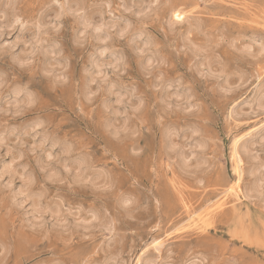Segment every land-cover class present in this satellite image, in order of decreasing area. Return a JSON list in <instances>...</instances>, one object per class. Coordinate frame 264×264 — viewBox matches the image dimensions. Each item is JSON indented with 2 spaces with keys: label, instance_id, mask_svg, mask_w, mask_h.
Segmentation results:
<instances>
[{
  "label": "rangeland",
  "instance_id": "374dc122",
  "mask_svg": "<svg viewBox=\"0 0 264 264\" xmlns=\"http://www.w3.org/2000/svg\"><path fill=\"white\" fill-rule=\"evenodd\" d=\"M0 28V169L18 172L0 176V264H264V198L246 191L264 166V0H0ZM35 36L57 46L53 70ZM25 42L29 61L16 57ZM103 44L117 67L99 61ZM193 139L205 163L184 168ZM246 141L251 154L233 160ZM21 174L59 216L22 201Z\"/></svg>",
  "mask_w": 264,
  "mask_h": 264
},
{
  "label": "bare ground",
  "instance_id": "6f19581e",
  "mask_svg": "<svg viewBox=\"0 0 264 264\" xmlns=\"http://www.w3.org/2000/svg\"><path fill=\"white\" fill-rule=\"evenodd\" d=\"M156 2V1H155ZM155 2H153V4H155ZM149 5V4H148ZM108 8V7H107ZM145 8H146V6H145ZM79 9V8H78ZM60 10V9H59ZM147 10V9H146ZM79 12V11H78ZM83 13V12H82ZM144 13V12H143ZM140 14H141V12H140ZM84 16V15H83ZM15 18V17H14ZM82 18V21H81V24H82V27L81 28H83V29H81L80 31H87L90 27H91V25H92V21L90 22V20H91V18H87V17H81ZM126 21V20H125ZM13 22H15V21H13ZM38 25V24H37ZM107 25V24H106ZM101 26V25H100ZM99 25H94V27H93V32H94V36H95V38H97V41H99V43L101 42V41H104V43H106V39L108 38V34L109 33H107V32H104L103 31V29H102V27H100ZM11 27V26H10ZM106 27V26H105ZM112 28V27H111ZM114 28V27H113ZM1 29V28H0ZM97 29H99V31L97 30ZM106 30V29H105ZM126 30V29H125ZM124 30V31H125ZM121 32V31H120ZM120 34H122V33H120ZM4 35V32L3 31H1L0 32V36H3ZM79 35H81V34H79ZM133 38V37H132ZM22 39V38H21ZM24 39V38H23ZM99 39V40H98ZM33 40V39H32ZM101 40V41H100ZM6 42V41H5ZM24 42V41H23ZM22 42V43H23ZM45 42V40L43 39V38H41V37H36L35 36V41H33V43H37V46L38 47H40L41 49H43V53H44V55H45V61H46V67L45 68H47L48 70H51V68H52V70H53V67H54V65H53V63H54V61L55 60H57V59H55L54 57L56 56V54L59 52L58 51V49H57V46L55 45V43H52V44H48V45H45L44 46V43ZM147 42V41H146ZM21 44V40H20V36L18 37H16L15 38V40L14 41H12V42H10L9 43V45H10V47H11V49H13V48H15V47H17V45L18 44ZM29 43V42H28ZM27 42H25V49H24V51L23 52H25L26 53V56L25 55H23V52H21L22 54H18V55H16V57H17V59L18 60H27V61H29L28 60V55H29V53L28 52H31V50H33L34 48H33V46H30V48H28L27 47V44H28ZM101 43H103V42H101ZM109 43V42H108ZM24 44V43H23ZM146 44V43H145ZM144 44V45H145ZM150 44H151V42H150ZM31 45H32V43H31ZM147 45V44H146ZM37 47V48H38ZM146 47V46H145ZM144 47V48H145ZM147 48H148V46H147ZM99 49H100V53L98 54V55H100V57H99V61L100 60H111V61H109L108 63H106L105 62V64H109V65H112V66H116L117 67V63H118V61L119 60H122V55L121 54H117V53H115L114 51H112V49H111V46H110V44L109 45H105V44H103V45H99ZM146 49V48H145ZM140 50V49H139ZM142 50V49H141ZM203 50V49H202ZM98 51V50H97ZM250 52V51H249ZM31 53H33V52H31ZM30 53V54H31ZM154 53V52H153ZM59 54V53H58ZM109 54V55H108ZM261 54V53H260ZM53 55H54V57H53ZM149 59H146V63L149 61V64H150V60H152V59H154L152 56V58H150L149 56H147ZM60 59V58H59ZM98 60V59H97ZM113 60V61H112ZM148 60V61H147ZM60 61V60H59ZM62 61V60H61ZM58 62V61H57ZM208 63V62H207ZM95 66H97L96 68V71L94 72V73H97V76H99V75H102L103 73H104V67L105 66H103V64H99V62L97 61V62H95ZM119 64V63H118ZM149 64H147L148 66H149ZM58 65V64H57ZM95 66L93 67L92 66V68H95ZM103 67V68H102ZM116 67H115V69H116ZM59 70V69H58ZM51 72V71H50ZM49 72V73H50ZM54 72V71H53ZM58 72V71H57ZM202 72V71H201ZM92 73V72H91ZM106 73V72H105ZM104 73V74H105ZM61 74H62V72H61ZM103 74V76H106V75H104ZM218 75V74H217ZM56 77H58L57 75H55ZM102 76V77H103ZM60 77V76H59ZM88 77H90V76H88ZM102 77H101V79H102ZM62 78V77H61ZM95 77H91V79L93 80ZM91 81V80H90ZM112 85V84H111ZM109 87H111V86H109ZM114 87L115 86H112V88H111V90H110V92H112V90L114 89ZM115 89H117V88H115ZM120 89V88H119ZM118 90V89H117ZM21 89L20 88H16L15 90H14V93H15V97H14V101H13V103H16L17 105L19 104V101H20V98H19V95L21 96ZM263 92V91H262ZM25 93V92H24ZM113 93V92H112ZM114 93H116V92H114ZM27 94V93H26ZM115 95V94H114ZM178 95V94H177ZM124 93L121 91V89H120V91L119 92H117L116 93V102L119 104V105H121L122 103H124V101H125V98H124ZM179 96H182V98L183 97H185V98H187V97H189V94H179ZM178 96V97H179ZM258 96H260V94H258ZM262 96V97H261ZM259 98L257 97V99H256V103H257V105L261 108L260 110H262V111H264V95H263V93H262V95H261ZM178 97H176V98H178ZM19 99V100H18ZM188 99V98H187ZM187 99H186V101H187ZM190 99V98H189ZM188 99V100H189ZM26 100H29V102L31 101V96L29 95V93H28V96H27V98L25 99V102H26ZM114 100V99H113ZM168 102V101H167ZM108 103V102H107ZM111 103V101L109 102V104ZM15 104V105H16ZM188 108L189 107H191L192 105L190 104V102L188 101ZM13 105V104H12ZM108 105V104H107ZM113 105V104H112ZM170 106V105H169ZM15 107V106H14ZM109 107H111V105H109ZM138 107V106H137ZM113 108V107H112ZM190 109V108H189ZM113 111H114V109H113ZM116 112H119L120 113V108H117V110H115ZM119 113H117V114H119ZM116 114V113H115ZM116 116V115H115ZM124 116V115H123ZM39 123H40V121H36L35 122V124H36V126L37 125H39ZM109 127L111 128V130H113V132L114 133H118L120 130L116 127V125H114L112 122L111 123H109ZM124 129H126V128H124ZM121 132V131H120ZM196 133V132H195ZM263 134V133H262ZM47 137V136H46ZM46 139H48V138H44L43 137V140L41 139V141L42 142H40V146H42L45 142L44 141H46ZM3 138L1 137V139H0V143L1 142H3ZM236 140V139H235ZM193 142H191L189 145H190V148H189V151H188V153L187 152H185L184 150H181V151H179L178 152V157H179V159H180V162L182 163V166L184 167V168H188L191 164H190V162H191V158L193 159H195V161H196V165L195 166H198V165H201L202 166V164H204L205 163V160H204V158L200 155V150L205 146V141L203 140V139H198V140H196L195 142H194V139L192 140ZM250 141V140H249ZM249 141H246V142H244V143H240L239 145L237 144V145H233L232 146V158H233V160H237L238 159V157H239V154L241 153V154H247V153H250L251 154V152H250V148H249ZM259 141H261V140H259ZM264 141V140H263ZM251 143H253V141L251 140L250 141ZM59 143V141H57V140H53L52 139V141H51V147L53 146H55V145H57ZM170 143V146H171V149L172 150H174V151H176V148H175V145L170 141L169 142ZM252 145V144H251ZM258 145V144H257ZM62 146V145H61ZM61 148V147H60ZM71 150H72V148H71V146L70 145H68V144H66V143H64V145L62 146V151H63V153H70L71 152ZM65 153V154H66ZM52 156V151L50 152V153H48V154H46V158H50ZM69 156V155H68ZM258 160V159H257ZM13 162V161H12ZM12 162L11 163H8V164H5V165H3V166H1L2 168L0 169V176H4V175H8V177H10V181H8L10 184H12L13 182H14V178L17 176V174H18V172L14 169L15 167H13L14 165H12ZM70 164H71V166H72V168H74V170L76 171L75 172V175H74V177H75V179L77 180V181H81V180H84L85 179V177H87V176H85V174H86V171H87V169L89 168L90 169V164H89V162L87 161V159L85 158V157H79V158H77V159H75V160H73V161H71L70 162ZM70 164H67V163H65V165H64V167H69L70 166ZM63 166V165H62ZM261 166V165H260ZM56 167V166H55ZM63 167V168H64ZM199 167V166H198ZM235 167V166H234ZM257 167V166H256ZM264 166H262V168H263ZM259 168V167H258ZM253 169L252 170V172H253V174L255 175V178H256V180H255V183L249 188V190H246V191H248V193L249 194H256V195H259V196H261V197H263L264 198V173H263V171H262V173H259V170L260 169H262V168H260V169ZM88 169V170H89ZM89 171H91V170H89ZM88 172V171H87ZM89 173V172H88ZM90 175V174H89ZM88 175V176H89ZM61 176V174H60V172H58L57 170H54V168L53 169H50V173H49V177L50 178H58V177H60ZM98 176V175H97ZM96 176V177H97ZM20 177L23 179L24 178V176H23V174H21L20 175ZM27 176H25V179H23L24 181H23V183H22V185L20 186V188L17 190V195H21V197H23L22 198V201H29L30 200V202L32 203V206H33V210L36 212V214L37 215H39V217L40 218H42V216H40V215H42V214H44V213H47L48 211H50L52 214H54V215H56V216H59V214H60V209H58V208H54V209H52V208H50L48 205H43V201H42V196L40 195V194H38V193H34L33 191H32V189H31V184H32V181H33V177H32V175L30 174V175H28V178H26ZM99 177V176H98ZM251 177H252V175H251ZM89 178V177H88ZM100 178V177H99ZM99 178H97V179H99ZM96 179H94V181H95ZM101 182V181H100ZM128 199L129 198H126V200L125 201H128ZM229 200V199H228ZM263 201H264V199H263ZM222 202V201H221ZM22 204H23V202H22ZM220 205H222V203H220ZM225 205V204H224ZM227 205V204H226ZM220 207V206H219ZM223 208V207H222ZM225 208V207H224ZM230 208V207H229ZM225 214V213H224ZM36 215V216H37ZM36 216H34L33 215V217H35V218H37ZM93 216V215H92ZM98 217V216H97ZM200 217V219H201V221H203V223H205V219H204V217L205 216H199ZM39 219V218H38ZM81 219V218H80ZM92 219V218H91ZM91 219H90V221H91ZM97 219V218H96ZM207 219V218H206ZM82 221H84L83 219H81ZM81 220H80V222H81ZM44 221V220H43ZM87 221V220H86ZM61 222H62V220H61ZM79 222V223H80ZM207 222V221H206ZM82 223V222H81ZM84 223H85V221H84ZM90 223V222H89ZM42 225V223H39V225ZM36 225V224H35ZM34 225V226H35ZM102 225V224H101ZM204 226H206L205 224H203ZM109 226V225H108ZM87 228V227H86ZM88 229V228H87ZM153 229V228H152ZM112 230V229H111ZM108 231V230H107ZM142 257V256H141ZM140 257V258H141ZM139 258V259H140ZM142 259V258H141ZM147 261H149V260H147ZM146 261V262H147ZM123 262V261H122ZM148 263V262H147ZM146 263V264H147ZM138 264H139V262H138ZM141 264V263H140Z\"/></svg>",
  "mask_w": 264,
  "mask_h": 264
},
{
  "label": "snow or ice",
  "instance_id": "6c2138e0",
  "mask_svg": "<svg viewBox=\"0 0 264 264\" xmlns=\"http://www.w3.org/2000/svg\"><path fill=\"white\" fill-rule=\"evenodd\" d=\"M175 19H176V21H182L183 17L180 16L179 14H176ZM17 22H19V21H17ZM97 30L99 31V29H97Z\"/></svg>",
  "mask_w": 264,
  "mask_h": 264
}]
</instances>
